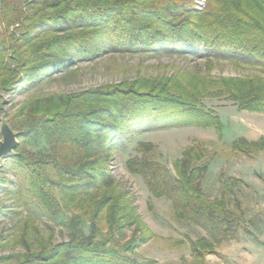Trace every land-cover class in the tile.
Segmentation results:
<instances>
[{"label": "trees", "instance_id": "obj_1", "mask_svg": "<svg viewBox=\"0 0 264 264\" xmlns=\"http://www.w3.org/2000/svg\"><path fill=\"white\" fill-rule=\"evenodd\" d=\"M0 0V106L4 94L42 81L81 61L107 52H161L206 59L203 66L173 64L171 74L146 75L71 93H46L4 112L20 142L0 170V218L17 216L9 234L0 233V264H149L136 249L155 237L112 172L116 150L126 149L140 131L171 127L215 128L223 123L206 109L208 98L234 102L239 110L264 114V0ZM250 67L240 76L211 74L214 60ZM169 68L171 66L166 65ZM43 133L49 151L37 155L23 137ZM1 137V132H0ZM231 148L247 157L264 152L259 140L236 138ZM158 145L139 141L125 163L153 197L172 204L176 222L204 231L190 239L204 263L226 240L236 239L246 210L239 195L246 184L220 174V195L211 197L203 180L213 159L205 143L187 146L173 163L159 159ZM38 204L50 215L77 212L69 239L56 241L31 214ZM150 206L152 204L150 203ZM21 208L27 214L22 216ZM89 221L91 230L81 227ZM132 235L128 238L127 231Z\"/></svg>", "mask_w": 264, "mask_h": 264}, {"label": "rangeland", "instance_id": "obj_2", "mask_svg": "<svg viewBox=\"0 0 264 264\" xmlns=\"http://www.w3.org/2000/svg\"><path fill=\"white\" fill-rule=\"evenodd\" d=\"M205 0H200V7ZM206 59L193 55L179 57L176 54L161 52H107L95 60L81 61L69 69L46 77L42 81L23 84L10 94H4L5 105L0 106V131L8 123L4 112H9L26 99L46 93H71L104 84L134 79L139 70L146 75L171 74L175 71L173 64L194 67L203 66ZM166 65L171 66L169 68ZM254 73L250 67H235L228 61L214 60L211 74L224 76H240ZM206 109L218 113L223 129L220 133L215 128L197 126L171 127L165 129H146L140 131L131 140L126 149L116 150L111 162L112 172L121 182L122 187L135 196V205L149 229L155 237L136 249L135 257L149 264H264V152L247 157L232 150L231 145L236 138L259 140L264 136V114L239 110L234 102L224 99L208 98L203 101ZM3 140L1 135L0 141ZM20 142L21 140L18 139ZM139 141H150L158 145L159 159L174 174L173 163L182 155L183 150L200 141L206 144L213 157L210 168L203 180V189L211 197L220 195L222 186L220 174L235 176L246 184L241 185L239 195L246 210L244 226L236 239L226 240L212 253L204 256L202 263L193 253L190 239L196 240L204 231L192 225H184L175 221L172 204L167 199L153 197L142 178L132 174L126 168V161L136 154ZM25 147L37 155L47 153L49 145L43 133L27 135L22 139ZM13 153V152H12ZM7 156L0 158V170L13 178L5 165ZM8 213L0 218V233L9 234L17 221L12 211L13 202L1 193ZM150 203L152 206H150ZM22 216L27 214L21 208ZM63 210L55 216L50 215L41 206L34 203L31 214L38 226L47 231L55 230L57 242L66 241L70 234V220L73 214ZM85 233L91 230L89 221L81 226ZM132 230L127 231V237ZM25 252L23 247L7 248L0 255ZM16 259L5 264H15Z\"/></svg>", "mask_w": 264, "mask_h": 264}, {"label": "water", "instance_id": "obj_3", "mask_svg": "<svg viewBox=\"0 0 264 264\" xmlns=\"http://www.w3.org/2000/svg\"><path fill=\"white\" fill-rule=\"evenodd\" d=\"M1 135L3 140L0 141V158L10 155L17 147V134L9 126L8 123H5L1 127Z\"/></svg>", "mask_w": 264, "mask_h": 264}]
</instances>
